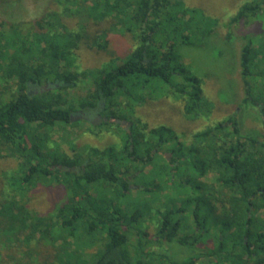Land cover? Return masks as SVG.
Listing matches in <instances>:
<instances>
[{"label": "trees", "instance_id": "trees-1", "mask_svg": "<svg viewBox=\"0 0 264 264\" xmlns=\"http://www.w3.org/2000/svg\"><path fill=\"white\" fill-rule=\"evenodd\" d=\"M53 1L27 29L0 21V85L9 86L0 148L19 159L21 197L0 206V240L62 239L68 246L52 264H264V0H241L223 23L226 40L242 39L239 105L257 109L261 133L244 131L236 109L188 140L168 125L149 127L137 107L171 96L187 117L209 116L203 77L185 57L187 48L213 42L220 19L184 0ZM67 17L79 20L73 26ZM104 19L108 28H91ZM113 33L132 38L122 54L109 49ZM83 44L112 55L80 69ZM79 110L102 115L93 125L117 142L80 149ZM67 125L72 152L54 138ZM40 185L65 192L47 213L28 205ZM166 242L200 251L178 259Z\"/></svg>", "mask_w": 264, "mask_h": 264}, {"label": "rangeland", "instance_id": "rangeland-1", "mask_svg": "<svg viewBox=\"0 0 264 264\" xmlns=\"http://www.w3.org/2000/svg\"><path fill=\"white\" fill-rule=\"evenodd\" d=\"M188 5L200 6L218 17L221 21L215 29L212 41H206L201 46L187 48L189 52L185 57V62L197 66V72L203 77V88L205 96L212 101V111L207 117L191 118L187 117L183 110L182 102L171 96L159 98L148 97L137 107L136 115L146 121L149 127L165 124L173 128L180 134L181 139H190L191 135L199 129L212 123L224 119L234 110H238V115L242 119L244 131H262V123L259 113L255 107L240 106L239 103L244 96L243 81L240 76V48L241 38H235L232 42L226 40V27L223 25L225 19L233 12L241 0H184ZM57 5L53 0H0V21L4 20L8 24H15L22 29L30 27L31 22L40 17L48 8H55ZM70 25L77 24L79 18L67 17L65 19ZM110 20H96L91 22L92 29L108 28ZM8 26V25H7ZM132 43L129 34L113 33L110 39L109 49L113 54H122ZM215 44V45H214ZM223 50V55L216 54L217 49ZM111 53L98 49L89 48L82 45L79 49L80 69L99 66L111 57ZM14 86V85H13ZM6 87V88H5ZM6 84L0 85V100L5 98L8 89ZM88 90L84 83H80L78 93L82 94ZM4 92V93H3ZM87 115L84 110L73 113L74 119H79L78 126L74 132L80 149L91 146L104 147L108 144L117 142L116 135L106 127H95L93 122L100 125L103 116L96 113L88 116V121L83 119ZM124 126H129L130 121L123 120ZM58 130L59 133L66 134V139L55 135V139L61 144L60 147L72 152L71 143L67 140L70 137V127ZM72 129V128H71ZM93 130V131H92ZM67 132V133H66ZM68 137V138H67ZM52 141L53 148H57ZM0 148V206L13 200H21L18 192L17 178L19 176V159L12 156L6 150ZM206 180H213L211 173L205 176ZM65 199L64 189L58 185H40L31 195L28 202L30 208L40 213H47L52 210L55 204L63 202ZM154 230V225L151 226ZM30 233V230H27ZM21 237L16 238L17 234L11 233L0 240V264H52L57 253L64 250L68 245L59 239L54 242H46L38 236L28 243ZM165 247L170 248V253L176 258L182 259L193 252L199 253L200 248L193 250L179 244L165 243ZM165 247H151L158 252L164 251ZM204 250V248H201ZM93 250V249H91ZM261 251L262 257L264 256ZM198 264H216L213 259L205 260L202 258Z\"/></svg>", "mask_w": 264, "mask_h": 264}]
</instances>
